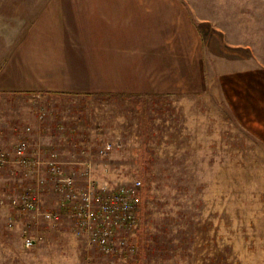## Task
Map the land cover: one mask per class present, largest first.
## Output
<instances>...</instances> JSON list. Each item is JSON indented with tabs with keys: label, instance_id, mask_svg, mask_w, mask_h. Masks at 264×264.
<instances>
[{
	"label": "rangeland",
	"instance_id": "1",
	"mask_svg": "<svg viewBox=\"0 0 264 264\" xmlns=\"http://www.w3.org/2000/svg\"><path fill=\"white\" fill-rule=\"evenodd\" d=\"M182 1L187 19L150 37L158 50L102 61V90L0 91V151L23 136L31 143L37 120L43 134L31 144L42 159L52 150L66 161L78 188L87 168L96 187L138 180L141 197L138 225L107 254L46 186L40 210L13 209L9 197L33 181L14 164L0 168V264H264V129L222 90L223 77L264 62V0ZM111 71L129 88H112Z\"/></svg>",
	"mask_w": 264,
	"mask_h": 264
},
{
	"label": "crops",
	"instance_id": "2",
	"mask_svg": "<svg viewBox=\"0 0 264 264\" xmlns=\"http://www.w3.org/2000/svg\"><path fill=\"white\" fill-rule=\"evenodd\" d=\"M184 4L182 0H0V91L102 90L108 82L102 80L107 75L102 61L107 62L110 53L114 60L118 52L158 50L149 47L150 37L164 36L165 21L187 19L190 11ZM253 63L256 66L246 67L227 82L223 77L222 90L229 103L236 97V111H256L253 123L264 129V62L253 59ZM110 79L112 88H129V81L118 73L111 71ZM31 125L35 129L31 143L36 145L43 133L37 120ZM59 161L66 168V161Z\"/></svg>",
	"mask_w": 264,
	"mask_h": 264
},
{
	"label": "built area",
	"instance_id": "3",
	"mask_svg": "<svg viewBox=\"0 0 264 264\" xmlns=\"http://www.w3.org/2000/svg\"><path fill=\"white\" fill-rule=\"evenodd\" d=\"M41 118V116H40ZM30 130L29 127L26 128ZM106 144L100 153L110 149ZM14 164L26 178H31L33 184L10 196V206L18 212L31 213L40 210V190H52L59 196L61 211L68 213L76 222L78 232L84 234L89 243L95 244L104 253H111L114 247H121L125 239L115 237L138 225L140 197V182L106 189L94 186L90 172L86 168L87 187L78 188L73 172H66L55 151H48L42 159L39 151L28 140L23 138L13 146L12 150L0 151V168ZM43 218L57 219L52 211H44ZM26 247L34 245L32 235L23 237ZM127 249L133 250L130 245Z\"/></svg>",
	"mask_w": 264,
	"mask_h": 264
}]
</instances>
